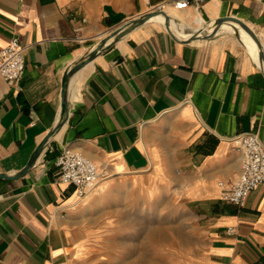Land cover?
Listing matches in <instances>:
<instances>
[{
  "label": "crops",
  "instance_id": "0c3cea01",
  "mask_svg": "<svg viewBox=\"0 0 264 264\" xmlns=\"http://www.w3.org/2000/svg\"><path fill=\"white\" fill-rule=\"evenodd\" d=\"M147 12L143 0H0V50L14 38L26 47L23 78L0 76V174L20 173L59 121L72 64ZM179 14L195 28L237 18L264 52V0H206ZM174 28L177 39L164 23L139 27L73 77L65 125L29 173L0 179V264L96 263L121 186L158 180L196 216L193 246L177 264H264V184L243 208L219 187L240 172L232 138L254 133L264 144V70L234 33L187 41ZM67 148L104 179L83 202L59 178Z\"/></svg>",
  "mask_w": 264,
  "mask_h": 264
},
{
  "label": "rangeland",
  "instance_id": "374dc122",
  "mask_svg": "<svg viewBox=\"0 0 264 264\" xmlns=\"http://www.w3.org/2000/svg\"><path fill=\"white\" fill-rule=\"evenodd\" d=\"M153 1L172 4L176 0ZM174 7L167 5L165 13L169 15L170 10L180 16ZM172 178L171 192L177 189V179ZM161 182L156 181L151 189L146 184L121 186L111 210L104 212L113 217L114 225L103 229L98 261L90 264H177L182 253L191 249L196 216L184 209L177 195L164 193Z\"/></svg>",
  "mask_w": 264,
  "mask_h": 264
},
{
  "label": "built area",
  "instance_id": "2783aa9c",
  "mask_svg": "<svg viewBox=\"0 0 264 264\" xmlns=\"http://www.w3.org/2000/svg\"><path fill=\"white\" fill-rule=\"evenodd\" d=\"M149 11L165 10L167 5H175L179 10L188 6H199L206 0H176L154 3L143 0ZM25 52L20 40L14 38L9 45L0 50V76L9 83L21 80L25 73ZM231 143L241 155L240 172L236 179L227 185L220 182L221 198L236 207H245L248 197L259 186L264 184V144L254 133H243L231 139ZM61 182L75 187L80 202L96 193L103 182L95 164L73 149L62 151L56 160ZM232 233V229H229Z\"/></svg>",
  "mask_w": 264,
  "mask_h": 264
},
{
  "label": "water",
  "instance_id": "95a60500",
  "mask_svg": "<svg viewBox=\"0 0 264 264\" xmlns=\"http://www.w3.org/2000/svg\"><path fill=\"white\" fill-rule=\"evenodd\" d=\"M163 15L165 17L164 27L166 30L171 34L174 39L176 38L175 35V28L173 26L172 18L165 13L163 10L159 11H151L147 12L137 18H134L122 26L118 27L116 30L111 32L105 38L101 39L87 54L82 56L80 59L76 60L72 66L67 70L64 78V86L62 91V102H63V113L57 122V124L52 128V130L47 134L41 145L37 148L36 152L34 153L33 157L31 158L30 162L27 166L18 174L14 176L0 174V179L4 180H15L25 176L30 170L34 167L37 163L39 157L44 152L48 144L54 139L55 135L62 129L69 117V100H68V93L70 83L73 77L81 71L85 66L91 63L98 55L107 51L109 48L114 46L116 43L121 41L126 35H128L131 31L146 25L153 17L157 15ZM177 23V22H176ZM179 24V23H177ZM187 30V29H186ZM184 30V31H186ZM190 33V38L187 41H194V40H208L216 36L221 32H230L236 34L240 40H243L241 30L249 35V37L255 42L258 48V64L259 67L264 70V52L262 49V45L256 36L255 32L244 22L241 20L234 18V17H223L219 18L210 25L201 28L192 27ZM189 30H187L188 32Z\"/></svg>",
  "mask_w": 264,
  "mask_h": 264
},
{
  "label": "bare ground",
  "instance_id": "6f19581e",
  "mask_svg": "<svg viewBox=\"0 0 264 264\" xmlns=\"http://www.w3.org/2000/svg\"><path fill=\"white\" fill-rule=\"evenodd\" d=\"M166 8V7H165ZM176 7H174L175 9ZM168 9V8H167ZM173 11L169 10V16H171L172 20H173V26L174 27H178L181 28L182 30H189L187 32V30L185 31L186 33H188L190 35L191 33V29L192 27L185 24L183 17L179 16L178 14L176 15L175 13H172ZM173 14V15H172ZM178 16V17H177ZM200 17V16H199ZM179 18L182 23L181 24H177L175 19ZM196 18V17H195ZM186 20V19H185ZM196 20V19H195ZM199 24H201V18L197 19ZM151 23H155V24H161V23H165V17L162 15H157L155 17H153L147 24H151ZM198 26V25H197ZM242 33V37L244 38V43L246 44V46L251 50L253 57L256 61H258V48L257 45L255 44V42L249 37V35L247 33H245L243 30H241Z\"/></svg>",
  "mask_w": 264,
  "mask_h": 264
}]
</instances>
